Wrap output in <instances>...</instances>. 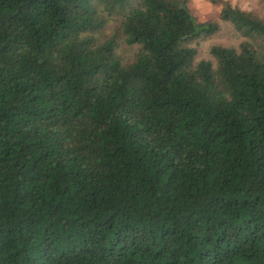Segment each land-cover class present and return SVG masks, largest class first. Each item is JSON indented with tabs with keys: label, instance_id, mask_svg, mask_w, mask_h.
<instances>
[{
	"label": "trees",
	"instance_id": "obj_1",
	"mask_svg": "<svg viewBox=\"0 0 264 264\" xmlns=\"http://www.w3.org/2000/svg\"><path fill=\"white\" fill-rule=\"evenodd\" d=\"M220 20L0 0V264H264V14Z\"/></svg>",
	"mask_w": 264,
	"mask_h": 264
},
{
	"label": "rangeland",
	"instance_id": "obj_2",
	"mask_svg": "<svg viewBox=\"0 0 264 264\" xmlns=\"http://www.w3.org/2000/svg\"><path fill=\"white\" fill-rule=\"evenodd\" d=\"M228 3L258 15L264 14V0H188V7L200 22H217L220 25V31L216 34L193 42L197 48V61L212 60L211 49L215 46L239 48L243 42V37L236 32L231 23L220 20L222 8ZM126 54L123 53L124 56Z\"/></svg>",
	"mask_w": 264,
	"mask_h": 264
}]
</instances>
